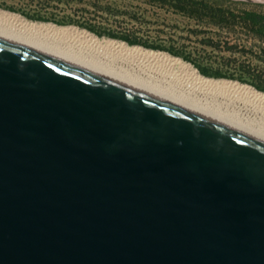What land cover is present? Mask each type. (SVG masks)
<instances>
[{
  "label": "water",
  "instance_id": "95a60500",
  "mask_svg": "<svg viewBox=\"0 0 264 264\" xmlns=\"http://www.w3.org/2000/svg\"><path fill=\"white\" fill-rule=\"evenodd\" d=\"M0 264H264V143L0 39Z\"/></svg>",
  "mask_w": 264,
  "mask_h": 264
},
{
  "label": "rangeland",
  "instance_id": "374dc122",
  "mask_svg": "<svg viewBox=\"0 0 264 264\" xmlns=\"http://www.w3.org/2000/svg\"><path fill=\"white\" fill-rule=\"evenodd\" d=\"M0 8L167 52L207 78L264 93V0H0Z\"/></svg>",
  "mask_w": 264,
  "mask_h": 264
},
{
  "label": "bare ground",
  "instance_id": "6f19581e",
  "mask_svg": "<svg viewBox=\"0 0 264 264\" xmlns=\"http://www.w3.org/2000/svg\"><path fill=\"white\" fill-rule=\"evenodd\" d=\"M0 39L48 55L264 143V93L212 79L167 52L98 37L79 27L31 21L0 8Z\"/></svg>",
  "mask_w": 264,
  "mask_h": 264
},
{
  "label": "trees",
  "instance_id": "16d2710c",
  "mask_svg": "<svg viewBox=\"0 0 264 264\" xmlns=\"http://www.w3.org/2000/svg\"><path fill=\"white\" fill-rule=\"evenodd\" d=\"M127 41H129V42H133L132 40H129V39H128ZM198 71H199V70H198ZM199 72H200V71H199ZM200 74H202V73L200 72ZM203 76H204V74H203Z\"/></svg>",
  "mask_w": 264,
  "mask_h": 264
}]
</instances>
